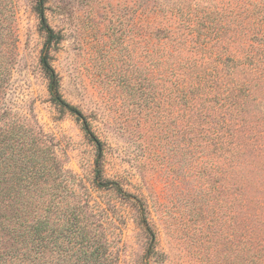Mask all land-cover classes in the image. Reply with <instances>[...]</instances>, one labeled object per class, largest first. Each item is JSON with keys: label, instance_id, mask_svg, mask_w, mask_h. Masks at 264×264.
<instances>
[{"label": "rangeland", "instance_id": "obj_1", "mask_svg": "<svg viewBox=\"0 0 264 264\" xmlns=\"http://www.w3.org/2000/svg\"><path fill=\"white\" fill-rule=\"evenodd\" d=\"M236 1L256 0H44L59 36L49 52L61 95L103 142V176L121 186L118 193L94 184V145L80 121L50 100L36 0H0V113L22 118L65 171L64 183L48 178L22 189V221L44 216L48 193L58 195L48 215L55 246L42 264H259L249 243L264 232V95L255 92L261 103L247 107L245 124L230 121L227 137L243 147L234 160L213 123L186 121L156 64L174 44L163 35L187 45L190 24L217 19L214 11ZM189 53L196 54L181 51ZM135 197L154 233L149 254ZM70 221L77 225L70 229Z\"/></svg>", "mask_w": 264, "mask_h": 264}, {"label": "trees", "instance_id": "obj_2", "mask_svg": "<svg viewBox=\"0 0 264 264\" xmlns=\"http://www.w3.org/2000/svg\"><path fill=\"white\" fill-rule=\"evenodd\" d=\"M220 9L214 11L219 18L201 16L202 19H196L187 27V45L180 40V35H163L174 44L168 47L165 58L159 56L156 64L164 65L167 82L185 108L186 121L193 123L201 119L205 124L213 123L215 135L222 134L228 139L227 136L234 134V129H229L230 121L233 120L235 125L245 124L248 119L243 114H247V107L254 102L255 105L261 103L255 92L264 95V0L230 2L226 11L225 7ZM35 11L39 29L45 36L38 62L47 79L50 100L80 121L85 136L94 145V184L121 193L119 184L103 176V142L91 129L87 117L61 95L59 78L51 65L49 52L59 36L47 22L44 0H36ZM182 50L196 54L183 55ZM1 62L0 86L5 78V66ZM5 112L0 113V264H25L27 260L42 264L45 253L55 246V230L48 215L53 212L49 203L58 195L48 193L50 199L44 216L22 221V189L37 187L48 178L64 183L65 171L58 167L50 146L33 138L34 131L30 127L22 126V118H6ZM40 133L38 131L39 136ZM228 140L232 151H226L232 152L234 160H238L243 147L235 149L236 144ZM218 149L224 152V149ZM135 201L140 223L149 236L146 251L149 254L153 251L154 233L146 219L147 208L140 199L135 197ZM242 206H245L243 202ZM70 223V229L73 224L77 225L76 221ZM249 229L258 236L253 224ZM260 235L249 243V252L252 260L264 264V232ZM94 255L98 257L96 251H91L89 259L96 260Z\"/></svg>", "mask_w": 264, "mask_h": 264}]
</instances>
